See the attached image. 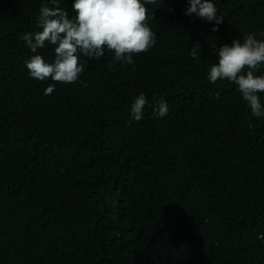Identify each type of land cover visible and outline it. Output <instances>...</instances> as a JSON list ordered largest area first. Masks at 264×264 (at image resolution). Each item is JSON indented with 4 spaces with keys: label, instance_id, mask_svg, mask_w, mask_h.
Masks as SVG:
<instances>
[{
    "label": "trees",
    "instance_id": "obj_1",
    "mask_svg": "<svg viewBox=\"0 0 264 264\" xmlns=\"http://www.w3.org/2000/svg\"><path fill=\"white\" fill-rule=\"evenodd\" d=\"M213 2L217 32L188 0L147 5L156 43L134 68L109 69L106 51L63 84L24 63L20 37L48 0H0V264H264V118L207 79L221 45L264 39V0ZM38 53L52 62L54 46Z\"/></svg>",
    "mask_w": 264,
    "mask_h": 264
},
{
    "label": "clouds",
    "instance_id": "obj_2",
    "mask_svg": "<svg viewBox=\"0 0 264 264\" xmlns=\"http://www.w3.org/2000/svg\"><path fill=\"white\" fill-rule=\"evenodd\" d=\"M188 3L186 15L194 14L203 21L214 22L212 31L219 30L224 17L218 14L213 0H188ZM147 5H157V0H73L71 7L75 15L70 17L61 7V0L42 3L36 29L26 31L20 37L32 53L24 61L30 76L39 81L50 79L72 84L78 81L90 61L104 57L106 51L112 53L107 65L109 69L116 65L134 68V56L149 51L156 43V34L148 23L155 19L154 12L150 15ZM260 35L264 36V33ZM46 43L54 46L52 62H47L38 53ZM216 54L218 62L211 65L208 81L234 83L251 115L264 118V104L259 96L264 93V74H256L264 64V39L249 33L242 39H234L230 45H221ZM190 56L194 59L201 56L199 43L193 44ZM54 90L55 83L49 84L44 94ZM147 103L143 92L134 98L130 108L132 120L143 118ZM168 112L169 106L161 98L153 108V115L163 118Z\"/></svg>",
    "mask_w": 264,
    "mask_h": 264
}]
</instances>
